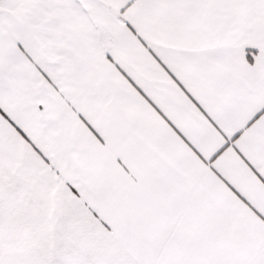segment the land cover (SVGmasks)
Returning <instances> with one entry per match:
<instances>
[{"label":"snow or ice","instance_id":"snow-or-ice-1","mask_svg":"<svg viewBox=\"0 0 264 264\" xmlns=\"http://www.w3.org/2000/svg\"><path fill=\"white\" fill-rule=\"evenodd\" d=\"M0 264H264V0H0Z\"/></svg>","mask_w":264,"mask_h":264}]
</instances>
